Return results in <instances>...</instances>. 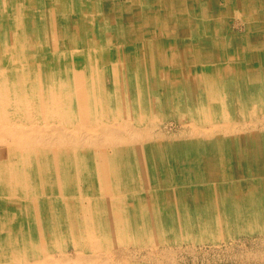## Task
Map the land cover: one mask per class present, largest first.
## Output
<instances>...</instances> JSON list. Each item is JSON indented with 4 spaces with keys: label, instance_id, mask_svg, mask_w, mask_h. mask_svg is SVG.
<instances>
[{
    "label": "bare ground",
    "instance_id": "obj_1",
    "mask_svg": "<svg viewBox=\"0 0 264 264\" xmlns=\"http://www.w3.org/2000/svg\"><path fill=\"white\" fill-rule=\"evenodd\" d=\"M260 236L264 0H0V264Z\"/></svg>",
    "mask_w": 264,
    "mask_h": 264
},
{
    "label": "rangeland",
    "instance_id": "obj_2",
    "mask_svg": "<svg viewBox=\"0 0 264 264\" xmlns=\"http://www.w3.org/2000/svg\"><path fill=\"white\" fill-rule=\"evenodd\" d=\"M164 129V134L166 135H179L180 127L174 126L173 124H164L162 127ZM161 247H164L161 245ZM169 248V247H168ZM174 251L173 255L177 256L181 264H194L196 260H198L201 264L203 261L213 260L216 262H221L225 264H241L246 260H253L254 262L261 261L264 262V236L260 237H248L243 238L241 241L232 242L228 245H223L222 248L213 249L211 247L208 248H197V250H192L187 248V245H183L181 247L175 246L171 247ZM163 249V248H162ZM166 249V248H165ZM172 255V251L166 249ZM177 251V252H176ZM147 249H142L139 251H131V255H138L140 258H151L152 253ZM176 252V253H175ZM253 255L258 256L259 259L254 260Z\"/></svg>",
    "mask_w": 264,
    "mask_h": 264
}]
</instances>
